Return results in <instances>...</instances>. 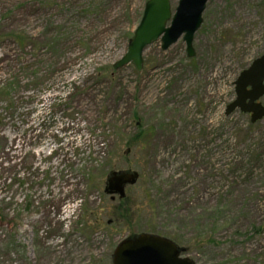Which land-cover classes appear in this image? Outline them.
Instances as JSON below:
<instances>
[{
    "label": "rangeland",
    "instance_id": "rangeland-1",
    "mask_svg": "<svg viewBox=\"0 0 264 264\" xmlns=\"http://www.w3.org/2000/svg\"><path fill=\"white\" fill-rule=\"evenodd\" d=\"M146 1L0 0V264H112L141 233L196 264H264V118L225 115L264 55V0H208L192 58L158 39L114 70ZM123 171L116 218L103 188Z\"/></svg>",
    "mask_w": 264,
    "mask_h": 264
},
{
    "label": "water",
    "instance_id": "water-1",
    "mask_svg": "<svg viewBox=\"0 0 264 264\" xmlns=\"http://www.w3.org/2000/svg\"><path fill=\"white\" fill-rule=\"evenodd\" d=\"M208 0H179L174 12L169 0H147L141 19L129 40L127 51L113 64L114 70L132 65L136 71L143 69L144 50L158 39L161 50L166 51L182 38L188 58L194 56L193 39L202 24V14ZM235 99L225 110L228 116L235 110L250 115L252 124L264 118V55L255 59L243 70L235 83ZM126 150L124 153L127 154ZM136 172H112L106 180L104 192L125 197V187L137 182ZM184 249L173 241L148 233L128 237L113 250L112 264H196L182 257Z\"/></svg>",
    "mask_w": 264,
    "mask_h": 264
},
{
    "label": "trees",
    "instance_id": "trees-1",
    "mask_svg": "<svg viewBox=\"0 0 264 264\" xmlns=\"http://www.w3.org/2000/svg\"><path fill=\"white\" fill-rule=\"evenodd\" d=\"M132 37H133V34H131L129 36V38H132ZM19 42H21L20 39H19ZM76 155L77 156L78 155H83V157H84V153L82 151H80V149L77 150ZM97 161H98V159L97 160H94V159H91L90 157L87 156L85 159L82 160V162H84V163L80 167V171H81L80 173H81V175L84 178H89L88 179V182L92 181L91 187H93L95 185L94 188L100 189L102 182H100V184H99V182L96 183L94 181V178H96V179L100 178L98 173H99V170L101 169V166L99 168L97 167L98 169L97 168L95 169V168H93L91 166H87L88 163L92 164L93 162H97ZM103 196L106 197L104 194H103ZM59 202L60 201H57L55 203L56 206L59 204ZM109 202L112 203L111 201H109ZM128 203H129L128 195H126V197L124 199H122V200H118V199L116 200L115 208L113 209V213L116 216V218L120 217V215H123L124 216V214H127L128 215L130 213V208L129 207H126L128 205ZM83 209L84 208H82V210ZM85 212H87V210ZM11 219H14V218L11 217L10 220ZM10 220H8L7 218H5V216L0 215V224L1 225H3V224H6L7 226L9 224L12 225V221H10ZM261 230H262V228H259V229L255 230V232L256 233H259V232H261ZM173 240H175L177 242L176 239H173ZM176 242H174V243L176 244Z\"/></svg>",
    "mask_w": 264,
    "mask_h": 264
},
{
    "label": "flooded vegetation",
    "instance_id": "flooded-vegetation-1",
    "mask_svg": "<svg viewBox=\"0 0 264 264\" xmlns=\"http://www.w3.org/2000/svg\"><path fill=\"white\" fill-rule=\"evenodd\" d=\"M112 197V196H111ZM112 198H114V197H112Z\"/></svg>",
    "mask_w": 264,
    "mask_h": 264
}]
</instances>
